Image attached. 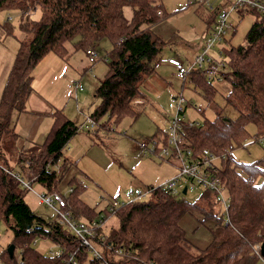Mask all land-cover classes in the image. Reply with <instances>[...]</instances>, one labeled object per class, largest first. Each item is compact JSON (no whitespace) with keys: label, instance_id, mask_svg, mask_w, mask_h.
<instances>
[{"label":"trees","instance_id":"16d2710c","mask_svg":"<svg viewBox=\"0 0 264 264\" xmlns=\"http://www.w3.org/2000/svg\"><path fill=\"white\" fill-rule=\"evenodd\" d=\"M124 6L131 8V17L124 15ZM12 8L20 11L18 26L23 36H17L18 47L0 94V164L10 168L5 158L7 143L2 145V137L6 134L15 138L12 122L14 115L25 110L35 64L48 52L67 56V41L82 50L95 47L103 37L112 43L111 50L104 55L105 73L94 88L99 100L89 116L97 123L103 117V122L117 123L125 115L136 118L140 114L133 100L145 97L141 85L164 57L162 49L166 40L153 29L165 17L161 3L0 0V10ZM36 9L40 10L39 18H30V12ZM236 12L251 13L254 19L245 33L244 43L224 47L228 62L223 78L230 85L224 103L214 102L216 87L201 70H190L188 79L207 103L212 104L215 115L204 117L182 131L183 143L194 153L207 148L219 156L218 175L229 197L226 211L229 222L223 223V215L212 211L214 200L207 190L201 192L198 200H193L185 197L182 189L171 193L159 185H147L144 190L149 192V198H132L103 208L106 211L103 219L108 215L117 219V225L108 229L101 244V253L109 264H257L253 245L264 241V157L241 162L223 153L250 137L248 123L255 126V135L264 133V11L243 7ZM2 26L7 33L11 32L7 19ZM228 110L235 111V115H229ZM49 114L52 123L43 141L15 149L14 163L24 176L37 181L46 191L71 185L67 196L71 212L82 219H95L100 211L95 212L80 198L84 187L71 169L75 161L62 155L79 127L58 107ZM57 159L60 164L55 168ZM25 190L12 174L0 167V219L11 230L10 243L20 249L22 264H67L63 257L73 250L78 264L83 261L87 248L55 219L47 220L36 214L24 200ZM193 211L203 214L202 221L209 218L215 221L208 227L211 240L202 248L185 236L179 223L183 214ZM99 233L101 226L96 237H100ZM37 235L63 245L64 256H50L36 249L32 242ZM0 262L18 264L6 248L0 251ZM97 262L98 259L89 258V264Z\"/></svg>","mask_w":264,"mask_h":264},{"label":"rangeland","instance_id":"374dc122","mask_svg":"<svg viewBox=\"0 0 264 264\" xmlns=\"http://www.w3.org/2000/svg\"><path fill=\"white\" fill-rule=\"evenodd\" d=\"M155 1L162 4L165 12L164 19L160 20L153 28L157 34L166 40L162 54L168 55L178 52L183 64L188 66L193 62L195 52H198L199 48L201 49V43L210 29L211 18L220 1ZM209 4H212V8L209 7ZM123 13L129 18L132 15V10L129 6H124ZM19 16L20 11L17 8L0 10V30L3 33L0 38V46H2L0 62L7 59L9 65H12V57H14L18 47L17 36L22 33L18 26ZM39 16V9L32 10L29 15L33 19H37ZM6 19L11 24L10 33L4 31L2 26ZM228 19L234 24L235 32L232 35L231 32L227 33V38L230 40L226 41L224 45L228 47L230 44L244 43L245 33L254 19L253 14L239 15L230 9ZM196 44H199V47L196 48ZM66 46L68 55L61 56L62 59L59 64H47L49 60L47 56H50V53L45 56V60L37 61L33 70L31 87L42 91L44 88V92L40 93H45L44 95L47 97L53 96L56 107L60 108L64 115L79 127L80 123L86 116H89V113L98 103L99 99L94 95V88L105 73L104 55L111 50L112 43L106 37L97 41L95 46L98 58L93 63L89 62L85 51L75 48L71 41H67ZM62 62L64 63L62 64ZM165 66L168 68L167 72L163 69ZM155 68L156 72L166 73L165 85L162 88L155 87L153 89L141 85L145 97L133 100V106L140 111L136 118L132 115H125L119 122L109 123L103 122L105 119L103 117L96 125L79 127L62 151L63 156L75 161V165L73 164L71 169L75 170L76 179L81 181L84 187L80 193V198L91 208H94L95 212L100 211L98 217L106 216V211L103 208L132 199L131 189L138 192L144 190L147 185H161L178 171L179 160L177 157L173 155L162 157L157 152L148 150L153 145L152 140H150L153 136L158 139V145H160V138L164 135L163 131L168 130L169 120L177 114V107L171 101L173 96L181 95L183 97L184 101L181 104L183 111L178 115L184 121L198 123L204 117L213 118L215 115L212 104L207 103L201 91L193 85L188 76L185 79L176 77V68L165 63L160 65L158 63ZM74 81H80L82 89L74 88ZM212 82L216 87L214 102L222 105L224 94L230 88L229 81L221 78L219 80L214 79ZM199 107L200 110L202 108V112L198 109ZM227 113L231 116L235 115L233 110H228ZM247 130L250 136H254L256 133L252 123H248ZM13 138L12 135H3L2 145L7 143L5 144L7 147L5 158L9 163L8 165L13 170H18L14 163L17 153L12 148ZM144 142L147 143L148 148L139 149V144ZM231 156L233 160L241 162L263 158L264 142H255L247 147L237 145L232 149ZM217 164L219 165V161ZM186 182L182 178L177 185L182 188ZM187 185L188 191L185 193V197L198 200L203 189L197 185L190 188L188 182ZM31 186L34 191L25 190L24 200L36 214L47 220L55 219V211L41 202L36 194V192L45 191V188L37 181H32ZM140 196L147 199L149 193ZM211 207L214 213L222 214L225 217L219 202L214 200ZM68 208L71 210L69 204ZM202 218L203 214L193 211L183 214L179 219L185 236L198 248H202L210 242L211 235L208 227L215 222L209 218L202 223ZM116 225V217L108 215L102 224V232L106 234L111 226ZM10 239L11 230L0 219V251L9 245ZM32 244L43 253H47L49 248L54 251L58 250L56 243L38 235ZM93 245L97 251L101 252L100 244L93 242ZM19 252L18 247L14 248V259L20 260ZM92 256V251L88 250L86 258L79 264H89V258ZM0 264L5 263L0 262Z\"/></svg>","mask_w":264,"mask_h":264},{"label":"built area","instance_id":"2783aa9c","mask_svg":"<svg viewBox=\"0 0 264 264\" xmlns=\"http://www.w3.org/2000/svg\"><path fill=\"white\" fill-rule=\"evenodd\" d=\"M194 1V0H190ZM219 5L215 8V13L211 20L210 29L203 38L201 43L200 51L195 54L193 62L188 66H185L183 62L175 56H167L160 58L159 62H166L176 68L175 76L181 79H185L188 76L190 70L198 68L205 75L209 81L214 79L223 78L224 73L227 71L228 56L225 53L224 43L227 41V33L231 32V35L235 32L234 24L228 19L229 10L232 9L236 11L238 8L252 7L257 11H264V0H219ZM212 8V4H209ZM160 10H158V14ZM230 35V36H231ZM85 54L88 57L90 63H93L98 58V52L94 47H87ZM104 59H106L104 57ZM91 68L89 67V70ZM74 88L82 89V84L80 81H74ZM172 103L177 107V114H175L169 120L168 130L163 131L164 135L160 138V145H158V139L153 136L152 146L147 147V143H140L138 148H148L149 151H154L159 154V156H175L179 160L178 171L174 176L167 179V181L161 185V188H167L171 193H178L185 186L186 192L188 191L187 182L190 183V188L195 185L199 186L203 190H207L211 193V196L215 201L219 202L222 207V211L225 214L223 218V223L227 224L229 219L226 215L227 207L229 205V197L225 193L224 186L222 184L221 178L218 175L217 161L219 156L207 148H203L200 152L194 153L192 148L183 143L182 131L186 126H194L196 122L194 121H184L179 117V113L183 111L181 104L183 103V97L173 96L171 98ZM200 110V107L198 108ZM90 116H86L84 120L80 123L79 127H89L96 125ZM255 142H264V133L246 137L240 140L239 146L247 147ZM232 148H227L225 156H231ZM60 164V159H57L54 167L57 168ZM0 167L12 174L14 178L21 184L26 190L34 191L31 186L32 178L24 176L19 170H13L11 167L8 168L0 164ZM78 175V172H77ZM76 176V175H75ZM76 178V177H75ZM184 178L187 182L181 188L177 185L178 181ZM79 181V180H78ZM81 182V181H79ZM72 190L71 185H67L59 190L52 191H42L36 192L39 200L48 206H50L56 213L55 220L61 227L68 229L70 232L75 234L78 238L79 244L85 246L87 250H91L94 258L98 259L97 264H109L103 258L100 251L94 248L93 242L102 244L104 233H99L98 229L102 228L103 217H97L91 220H84L82 218L76 217L71 210L68 208L67 196ZM148 191L139 190L134 192L130 190L133 195L132 198H142L140 195H146ZM182 192V191H181ZM185 192V193H186ZM149 193V192H148ZM135 195V196H134ZM98 242H96V240ZM58 250L54 251L49 248L47 254L50 256H64L66 249L63 245L56 243ZM253 252L258 255L257 264H264V256L260 254V242H256L253 245ZM76 251H68V256L63 257V260L67 264H78V259L76 256ZM18 264H22L21 260H17Z\"/></svg>","mask_w":264,"mask_h":264},{"label":"crops","instance_id":"0c3cea01","mask_svg":"<svg viewBox=\"0 0 264 264\" xmlns=\"http://www.w3.org/2000/svg\"><path fill=\"white\" fill-rule=\"evenodd\" d=\"M2 34H3L2 30H0V38L2 37ZM21 36H22V33L18 37H21ZM197 47H199V44H196V48ZM94 48L96 49V46ZM1 51H2V46H0V52ZM199 51H200V48L198 52ZM196 52L195 54L198 53ZM49 53H50V56H47L49 55ZM45 56H47L48 57L47 59H49L47 61L48 65L59 64V61H61L62 59L61 56H59L58 54L54 52H48L40 59V61L45 60L46 59ZM163 56L164 57L175 56L182 61V58L179 56L178 52L171 53L168 55H163ZM13 58L14 57H12V59ZM7 61H8L7 59H3V62H0V92L3 88L7 73L11 67V65H9ZM63 63L64 62H62V64ZM158 63L159 65L161 63L168 64L166 62H158ZM163 69L165 72H167L168 70L167 66H165ZM165 80H166V73L161 74L158 71L156 72V68H154L153 73L150 74L144 80L143 86L146 88H151V89L155 87L162 88L165 85ZM40 92H44V88H43V91L32 88L31 92L28 94L27 99H26L25 110L14 115L15 118L12 122V128L14 132L16 133L14 141H13L14 150L25 148L32 143H41L52 123V118L49 112L53 108L56 107V103H54V99H53L54 97L53 96L47 97L46 95H44L45 93L42 94ZM201 222L204 223L202 220Z\"/></svg>","mask_w":264,"mask_h":264},{"label":"water","instance_id":"95a60500","mask_svg":"<svg viewBox=\"0 0 264 264\" xmlns=\"http://www.w3.org/2000/svg\"><path fill=\"white\" fill-rule=\"evenodd\" d=\"M186 192V189H185V186L182 188V193L184 194ZM6 250L8 251V254L9 255H12L13 253V250H14V246L13 244H9L7 247H6ZM260 254L262 256H264V241L260 242Z\"/></svg>","mask_w":264,"mask_h":264}]
</instances>
